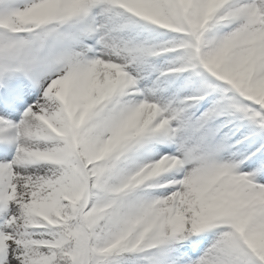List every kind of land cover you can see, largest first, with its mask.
Instances as JSON below:
<instances>
[{
	"label": "snow or ice",
	"instance_id": "snow-or-ice-1",
	"mask_svg": "<svg viewBox=\"0 0 264 264\" xmlns=\"http://www.w3.org/2000/svg\"><path fill=\"white\" fill-rule=\"evenodd\" d=\"M0 264H264V0H0Z\"/></svg>",
	"mask_w": 264,
	"mask_h": 264
}]
</instances>
